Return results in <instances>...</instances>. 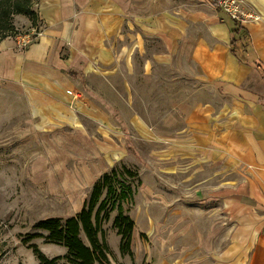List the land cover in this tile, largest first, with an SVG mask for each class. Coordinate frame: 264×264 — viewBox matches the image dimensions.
<instances>
[{
  "label": "crops",
  "instance_id": "obj_1",
  "mask_svg": "<svg viewBox=\"0 0 264 264\" xmlns=\"http://www.w3.org/2000/svg\"><path fill=\"white\" fill-rule=\"evenodd\" d=\"M243 1L260 20L239 27L213 0H38L36 37L23 49L0 40V87L24 101L33 129L81 131L111 161L128 149L104 103L127 100L131 74L192 72L212 90L174 98L158 127L126 117L165 177L218 185L212 264H264V0Z\"/></svg>",
  "mask_w": 264,
  "mask_h": 264
},
{
  "label": "rangeland",
  "instance_id": "obj_2",
  "mask_svg": "<svg viewBox=\"0 0 264 264\" xmlns=\"http://www.w3.org/2000/svg\"><path fill=\"white\" fill-rule=\"evenodd\" d=\"M37 4L38 0H31L35 15L11 14L0 40H21L38 31ZM213 4L219 8L215 0ZM196 80L192 72L172 69L156 72L152 81L137 72L130 75L122 105L103 102L125 132L128 157L120 161L96 154L90 138L81 131L34 130L24 101L0 87V264H39L28 248L30 243L50 258L63 256L66 249L47 242V233L36 224L51 217L72 216L88 201L93 184L123 165L137 173L133 178L117 176L118 184L129 183L133 190L132 199L123 204L124 213L134 221L133 256L119 252L120 237L112 225L114 210L102 222L112 253L110 263L212 264L210 251L223 224L218 185L165 177L163 160L150 157L155 147L130 135L126 125L127 115L137 112L158 127L174 98L210 95L212 90ZM116 86L119 96L118 81ZM36 232L43 236L21 241ZM81 238L85 241L83 235ZM58 264L68 263L60 259Z\"/></svg>",
  "mask_w": 264,
  "mask_h": 264
},
{
  "label": "trees",
  "instance_id": "obj_3",
  "mask_svg": "<svg viewBox=\"0 0 264 264\" xmlns=\"http://www.w3.org/2000/svg\"><path fill=\"white\" fill-rule=\"evenodd\" d=\"M30 5L31 0H0V32L4 33L9 25L11 14L35 15ZM117 176L133 178L137 173L124 165L119 170L112 169L93 184L88 201L77 213L66 218L51 217L38 221L36 228L47 233L46 241L66 249L63 256L50 258L36 244H28L39 264H58L60 259H65L68 264H111L109 256L112 253L104 239L102 222L108 220L114 210L116 215L112 225L120 237L119 252L133 256L130 240L134 221L123 211V204L132 199L133 190L129 183L118 184ZM42 236L38 232L27 234L21 241L28 243Z\"/></svg>",
  "mask_w": 264,
  "mask_h": 264
},
{
  "label": "built area",
  "instance_id": "obj_4",
  "mask_svg": "<svg viewBox=\"0 0 264 264\" xmlns=\"http://www.w3.org/2000/svg\"><path fill=\"white\" fill-rule=\"evenodd\" d=\"M215 4L239 27L245 23L260 20V15L247 7L243 0H215ZM36 35V32H34L26 38L16 40V48L23 49Z\"/></svg>",
  "mask_w": 264,
  "mask_h": 264
}]
</instances>
